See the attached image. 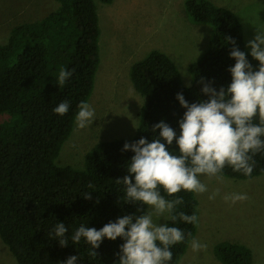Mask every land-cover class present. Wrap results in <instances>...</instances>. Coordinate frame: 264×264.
Here are the masks:
<instances>
[{
	"label": "trees",
	"instance_id": "1",
	"mask_svg": "<svg viewBox=\"0 0 264 264\" xmlns=\"http://www.w3.org/2000/svg\"><path fill=\"white\" fill-rule=\"evenodd\" d=\"M57 3L44 17L14 26L7 41L0 43V114L10 116L0 123V237L18 264H66L70 256H80L77 264H116L123 239L105 238L96 250L98 257L92 258L89 245L83 240L72 244L71 235L81 224L99 230L125 214H138L139 205L120 202L124 186L116 183L127 174V162L134 155L122 151L125 142L142 137L151 142V129L162 120L179 134L178 122L186 109L177 94L182 93L190 103L198 102L207 99L201 91V77L214 81L217 89L231 82L228 69L235 60L229 55L233 45L228 37L240 50L250 51L245 47L242 21L234 11L211 0H186L191 19L212 27L208 50L190 64L192 86H185L168 54L152 50L130 72L134 87L146 98L136 135L98 142L86 154L83 169L60 166L56 159L74 129L78 106L82 101L88 103L93 93L101 61V27L95 0ZM248 59L254 66L258 63L250 55ZM62 67L73 75L60 88L54 81ZM65 100L70 102L68 113H54L53 108ZM254 122H259L258 117ZM171 147L176 149L175 143ZM254 159L251 175L227 166L219 174L238 179L264 174V154ZM89 192L92 198L84 199ZM175 195L184 201L178 211L195 213L198 223L174 225L186 233V239L172 247L168 264H179L190 244L187 233L195 238L199 224L196 194L182 190ZM58 222L69 229L67 247L48 236ZM215 254L223 264H253L251 248L239 242L222 241Z\"/></svg>",
	"mask_w": 264,
	"mask_h": 264
},
{
	"label": "clouds",
	"instance_id": "2",
	"mask_svg": "<svg viewBox=\"0 0 264 264\" xmlns=\"http://www.w3.org/2000/svg\"><path fill=\"white\" fill-rule=\"evenodd\" d=\"M227 39L233 45L230 58L235 60L234 66L228 69L231 82L217 89L214 81L201 77V91L207 99L198 102L190 103L178 93L176 99L186 109L178 122L179 134L162 120L152 127L151 142L145 137L125 142L122 151H131L134 155L127 162V174L116 183L124 186L120 202L139 205L138 214H125L99 230L83 224L76 228L71 235L72 244L83 240L89 245L90 257H98L96 250L105 238L111 241L121 238L124 243L116 254V264H168L173 257L172 247L186 239V233L174 225L198 223L195 213L178 211L184 201L175 194L182 190L195 194L207 192L200 177L218 176L226 166L246 176L253 172L254 157L264 154V29H255L254 37L247 41L245 47L250 52L240 50L231 37ZM249 55L258 62L255 66L249 61ZM72 75V71L62 67L54 83L61 88ZM69 108L70 102L65 100L53 112L64 116ZM78 109L75 123L84 129L93 123L95 111L83 101ZM256 117L258 123L254 122ZM174 143L176 149L171 147ZM217 195L218 189L208 198L212 200ZM83 198L90 200L91 192ZM247 198L246 194L234 193L224 200L236 203ZM68 231L63 222H58L48 236L58 240L61 247H67ZM187 237L192 251L207 247L191 238V233ZM78 260L80 256H70L66 264H77Z\"/></svg>",
	"mask_w": 264,
	"mask_h": 264
},
{
	"label": "rangeland",
	"instance_id": "3",
	"mask_svg": "<svg viewBox=\"0 0 264 264\" xmlns=\"http://www.w3.org/2000/svg\"><path fill=\"white\" fill-rule=\"evenodd\" d=\"M234 11L242 21L245 42L255 29H264V0H211ZM101 36V61L93 93L88 101L94 121L84 129L74 126L56 159L60 166L83 169L88 151L98 142L131 139L140 125L146 98L131 80V67L152 50L168 54L176 63L183 82L193 84L190 64L208 50L212 37L209 24L195 23L185 8L186 0H95ZM58 6L57 0H0V43L7 41L17 24L44 17ZM250 51V49H248ZM0 114V123L9 118ZM208 191L196 194L199 224L194 239L207 245L194 252L191 245L179 264H223L215 254L222 241L239 242L253 252V264H264V174L238 179L218 174L200 177ZM219 190V195L208 197ZM247 199L225 201L231 194ZM0 264H18L0 237Z\"/></svg>",
	"mask_w": 264,
	"mask_h": 264
}]
</instances>
